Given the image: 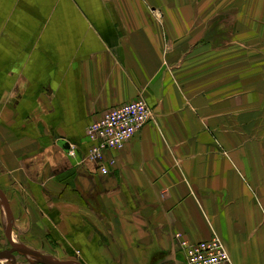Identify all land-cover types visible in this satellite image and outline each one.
<instances>
[{
	"label": "crops",
	"instance_id": "1",
	"mask_svg": "<svg viewBox=\"0 0 264 264\" xmlns=\"http://www.w3.org/2000/svg\"><path fill=\"white\" fill-rule=\"evenodd\" d=\"M139 97L104 175L87 128ZM0 188L62 260L186 264L177 235L217 234L264 264V0H0Z\"/></svg>",
	"mask_w": 264,
	"mask_h": 264
},
{
	"label": "built area",
	"instance_id": "2",
	"mask_svg": "<svg viewBox=\"0 0 264 264\" xmlns=\"http://www.w3.org/2000/svg\"><path fill=\"white\" fill-rule=\"evenodd\" d=\"M154 120V113L143 97L110 109L104 116L87 128L89 147L83 161L95 163L102 174L110 173L116 163L110 152H119L146 124ZM69 154L76 156L71 147ZM186 264H234L221 237L214 234L209 241L193 242L176 236Z\"/></svg>",
	"mask_w": 264,
	"mask_h": 264
},
{
	"label": "water",
	"instance_id": "3",
	"mask_svg": "<svg viewBox=\"0 0 264 264\" xmlns=\"http://www.w3.org/2000/svg\"><path fill=\"white\" fill-rule=\"evenodd\" d=\"M67 146H69L68 142L65 144V148L68 149L69 147ZM0 198L2 199L5 205V209L7 210V213L9 215V220H10L9 222H11L12 212H11V208L9 205V201L7 199V196L5 195V193L3 192L1 188H0ZM12 229H13L12 224H10L9 227L5 231L8 242L10 243V245L15 251L20 252L21 254L25 255L28 258V264H84L82 262H79V261L77 262L74 260H62V259L53 257L51 255L40 253L38 251L31 250L29 248L18 245L12 238V235H11ZM0 259H3L7 264H15L8 256V253L5 251L0 250Z\"/></svg>",
	"mask_w": 264,
	"mask_h": 264
},
{
	"label": "rangeland",
	"instance_id": "4",
	"mask_svg": "<svg viewBox=\"0 0 264 264\" xmlns=\"http://www.w3.org/2000/svg\"><path fill=\"white\" fill-rule=\"evenodd\" d=\"M0 205H1L0 206V250L7 252L8 256L10 257V259L15 264H28V258L25 255L21 254L20 252L15 251L12 248V246L10 245V243L8 242L5 231L9 227L10 224H12V228H13V223L9 222L10 221L9 215L7 213V210L5 209V205H4L1 198H0ZM13 240H14V235H13ZM14 241L18 245L29 248L31 250L38 251L40 253H44L41 250L33 249V248L29 247L28 245L24 244L23 242L18 241L16 239ZM63 260H74V261L78 262L80 260V257H79V255H77L75 257H71L70 259H63ZM79 262H81V261H79ZM2 263L7 264L3 259H0V264H2Z\"/></svg>",
	"mask_w": 264,
	"mask_h": 264
}]
</instances>
